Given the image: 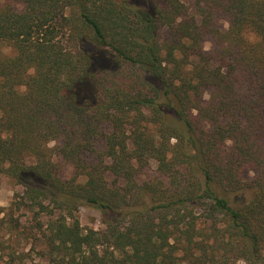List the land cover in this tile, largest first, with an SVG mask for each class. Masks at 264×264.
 Returning a JSON list of instances; mask_svg holds the SVG:
<instances>
[{
  "label": "trees",
  "instance_id": "obj_1",
  "mask_svg": "<svg viewBox=\"0 0 264 264\" xmlns=\"http://www.w3.org/2000/svg\"><path fill=\"white\" fill-rule=\"evenodd\" d=\"M24 174L51 188L21 201L50 264H177L182 247L264 264V0H0V176Z\"/></svg>",
  "mask_w": 264,
  "mask_h": 264
},
{
  "label": "rangeland",
  "instance_id": "obj_2",
  "mask_svg": "<svg viewBox=\"0 0 264 264\" xmlns=\"http://www.w3.org/2000/svg\"><path fill=\"white\" fill-rule=\"evenodd\" d=\"M6 2H8V0H2V4ZM22 6V4H19L18 8H22ZM211 41L212 40L206 41L205 46L207 49L212 46L213 43ZM208 96L209 95L206 94L207 98ZM111 130V123L104 124L103 131L105 133L107 132L108 134ZM50 144L53 146L54 142ZM103 146V140L98 141L99 152H102ZM92 156L93 155H91V157ZM60 165L63 176L70 179L74 175L73 166L62 159H60ZM159 174L157 163L155 160H152L146 168L140 170L138 175L140 181L144 182L155 178ZM253 176L254 172H249L247 174L248 179L253 178ZM110 179L114 180V178ZM26 184L50 188V185L45 181L28 174H24L21 179L8 175L0 176V218H5V220L8 221L11 216H14L18 224L17 227H12V224L8 223L9 226H4L0 231V264H50L47 258H42L39 246L36 245L35 238L37 235H40L37 224L38 220L36 219L37 215L34 211L23 207L21 203L25 196ZM46 203L50 204V201L47 199ZM19 206H21V208H19ZM77 216L85 229H102L105 226L101 210L88 203H83L79 207ZM38 217L42 220H47L50 215L44 212ZM195 239L197 240V236ZM176 253H178L179 257L177 259V264H201L193 258H188V256L184 254L183 247ZM237 264L248 263L244 260H239Z\"/></svg>",
  "mask_w": 264,
  "mask_h": 264
}]
</instances>
